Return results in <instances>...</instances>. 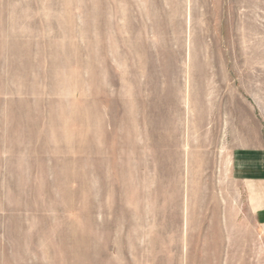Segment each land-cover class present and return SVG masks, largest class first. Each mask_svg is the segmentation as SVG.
I'll use <instances>...</instances> for the list:
<instances>
[{
	"label": "rangeland",
	"instance_id": "374dc122",
	"mask_svg": "<svg viewBox=\"0 0 264 264\" xmlns=\"http://www.w3.org/2000/svg\"><path fill=\"white\" fill-rule=\"evenodd\" d=\"M239 148L264 0H0V264H264L198 229Z\"/></svg>",
	"mask_w": 264,
	"mask_h": 264
},
{
	"label": "crops",
	"instance_id": "0c3cea01",
	"mask_svg": "<svg viewBox=\"0 0 264 264\" xmlns=\"http://www.w3.org/2000/svg\"><path fill=\"white\" fill-rule=\"evenodd\" d=\"M228 173V182L236 187L238 192L224 196L222 220L221 206L216 205L211 210L209 205L208 212H214L215 220L210 221L206 228L202 225L198 226V229L207 230L205 237L208 242L223 243L222 246H226L225 254H231L229 260H232L233 254L241 255L243 260L245 235L260 243L259 250L264 251V150H233L228 159ZM243 211L252 215L251 223L243 221Z\"/></svg>",
	"mask_w": 264,
	"mask_h": 264
}]
</instances>
